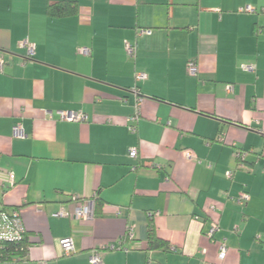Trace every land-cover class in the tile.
<instances>
[{
    "label": "crops",
    "instance_id": "1",
    "mask_svg": "<svg viewBox=\"0 0 264 264\" xmlns=\"http://www.w3.org/2000/svg\"><path fill=\"white\" fill-rule=\"evenodd\" d=\"M57 1L0 0V209L19 210L28 242L0 264H90L110 244L104 264H264V0H69L51 17ZM79 200L91 219L53 216ZM150 226L166 247L148 248Z\"/></svg>",
    "mask_w": 264,
    "mask_h": 264
},
{
    "label": "built area",
    "instance_id": "2",
    "mask_svg": "<svg viewBox=\"0 0 264 264\" xmlns=\"http://www.w3.org/2000/svg\"><path fill=\"white\" fill-rule=\"evenodd\" d=\"M254 9L246 5L245 7L241 8L240 11L250 12ZM142 33L150 34L151 30L149 29H143L141 30ZM19 45L27 50V56L32 57L34 55V44L28 41L27 39H24L20 41ZM125 50L128 56L135 57L136 54V47L134 44L125 43ZM81 52L84 54H88L90 51L87 48H82ZM3 60H0V72L3 69ZM249 68V67H246ZM197 71L196 63L195 61L191 60L187 63V72L190 74H194ZM145 78V74L142 72H135L134 74V80L135 82L141 81ZM232 87L230 85L227 86V90H231ZM131 92L135 96L134 101V111L131 115L127 117V129L134 133L136 132V124L141 116V103L143 97L141 96V93L136 85L131 87ZM59 118L66 121H85L87 119V116L78 111H58ZM13 134L15 136H22L23 130L21 125L17 124L13 127ZM129 156L132 158L137 157V151L135 148H131L129 151ZM186 157L188 159H191L194 157V155L191 152H186ZM235 157L237 158L238 165H242L243 159L245 157V153L241 151H237L235 153ZM7 176L9 179H12V176L7 173ZM226 176L231 178L232 173L231 171L226 172ZM250 199V196L247 192L241 193L237 197V201L239 203L246 202ZM73 216L75 218H81L84 220L91 219L93 217V201H85V200H79L77 201L73 207L72 211H67L64 208L58 209V211L53 213V216ZM217 229V225L213 224L209 231L208 235L212 236L214 231ZM26 234V230L24 227V224L21 219V215L19 213V210L12 209V210H6V209H0V241L1 242H18L23 240L24 236ZM127 236L129 238L132 237V232L130 230L127 231ZM61 250L64 255H69L74 252V244L71 237H64L60 239L59 241ZM115 248H121L120 245H114L110 244L107 246H101L98 248H93L91 251V254L89 255V262L90 264H104L103 262V256L107 250L115 249ZM226 254V246L224 244L220 245L219 251H218V258L220 260H223ZM40 264H46L44 261H42Z\"/></svg>",
    "mask_w": 264,
    "mask_h": 264
},
{
    "label": "trees",
    "instance_id": "3",
    "mask_svg": "<svg viewBox=\"0 0 264 264\" xmlns=\"http://www.w3.org/2000/svg\"><path fill=\"white\" fill-rule=\"evenodd\" d=\"M75 1L61 0L47 5L46 12L51 17H61L73 14L76 9ZM89 54V53H88ZM2 72V71H1ZM149 249L166 247L167 242L159 238L153 227L150 226L147 235ZM28 251L27 235L23 240L18 242H1L0 241V261H8L12 259H22Z\"/></svg>",
    "mask_w": 264,
    "mask_h": 264
}]
</instances>
